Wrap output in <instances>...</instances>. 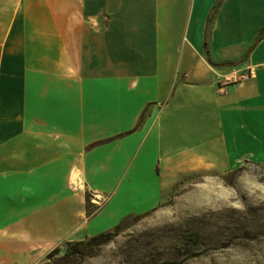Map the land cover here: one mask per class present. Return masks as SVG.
Returning a JSON list of instances; mask_svg holds the SVG:
<instances>
[{"label": "crops", "instance_id": "crops-1", "mask_svg": "<svg viewBox=\"0 0 264 264\" xmlns=\"http://www.w3.org/2000/svg\"><path fill=\"white\" fill-rule=\"evenodd\" d=\"M262 30L264 0H0V264L155 208L216 147L264 162Z\"/></svg>", "mask_w": 264, "mask_h": 264}, {"label": "rangeland", "instance_id": "rangeland-1", "mask_svg": "<svg viewBox=\"0 0 264 264\" xmlns=\"http://www.w3.org/2000/svg\"><path fill=\"white\" fill-rule=\"evenodd\" d=\"M215 154L209 167L180 163L169 195L110 241L67 259L62 244L38 264H264V162L226 170Z\"/></svg>", "mask_w": 264, "mask_h": 264}, {"label": "trees", "instance_id": "trees-1", "mask_svg": "<svg viewBox=\"0 0 264 264\" xmlns=\"http://www.w3.org/2000/svg\"><path fill=\"white\" fill-rule=\"evenodd\" d=\"M264 36V30L259 32L256 41L261 39ZM121 226V222L118 223L113 227V229L101 232L97 235L85 238L80 241H75V242H65L64 243V258H69L70 256H75L79 254V251H84L88 249H93L96 248L112 239L114 235L119 231ZM58 252V248L53 249L51 252H49L46 256L48 261H50ZM63 258V259H64ZM48 264V263H47Z\"/></svg>", "mask_w": 264, "mask_h": 264}, {"label": "built area", "instance_id": "built-area-1", "mask_svg": "<svg viewBox=\"0 0 264 264\" xmlns=\"http://www.w3.org/2000/svg\"><path fill=\"white\" fill-rule=\"evenodd\" d=\"M218 91L224 92L229 84H236L248 81L251 78L250 66L236 68L226 74L219 75Z\"/></svg>", "mask_w": 264, "mask_h": 264}]
</instances>
